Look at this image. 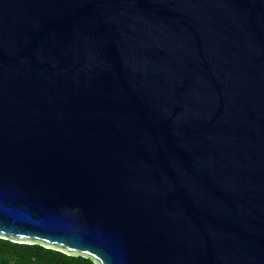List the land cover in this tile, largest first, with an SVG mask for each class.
I'll list each match as a JSON object with an SVG mask.
<instances>
[{"label":"water","instance_id":"obj_1","mask_svg":"<svg viewBox=\"0 0 264 264\" xmlns=\"http://www.w3.org/2000/svg\"><path fill=\"white\" fill-rule=\"evenodd\" d=\"M0 239L264 264V0H0Z\"/></svg>","mask_w":264,"mask_h":264},{"label":"trees","instance_id":"obj_2","mask_svg":"<svg viewBox=\"0 0 264 264\" xmlns=\"http://www.w3.org/2000/svg\"><path fill=\"white\" fill-rule=\"evenodd\" d=\"M0 264H95L88 257L70 256L40 245L13 243L0 239Z\"/></svg>","mask_w":264,"mask_h":264}]
</instances>
